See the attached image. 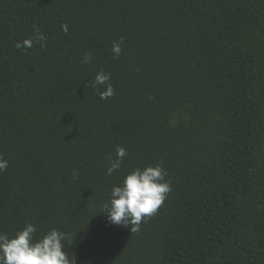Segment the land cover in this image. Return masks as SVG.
Masks as SVG:
<instances>
[{"label":"trees","instance_id":"16d2710c","mask_svg":"<svg viewBox=\"0 0 264 264\" xmlns=\"http://www.w3.org/2000/svg\"><path fill=\"white\" fill-rule=\"evenodd\" d=\"M0 156V232L69 233L76 264H264V0H0ZM156 164L158 211L110 224L113 186Z\"/></svg>","mask_w":264,"mask_h":264},{"label":"clouds","instance_id":"9594fccd","mask_svg":"<svg viewBox=\"0 0 264 264\" xmlns=\"http://www.w3.org/2000/svg\"><path fill=\"white\" fill-rule=\"evenodd\" d=\"M61 28L65 34L68 33L66 23ZM44 39V34L37 29L34 37L18 42L16 47L31 48L34 41ZM122 44L123 37L119 42L113 41L112 53L117 58L122 53ZM90 61L91 54H86L83 63ZM91 86L99 92L101 100L115 95L111 74L103 70L96 73ZM127 154L124 146H116L115 157L108 156V175L121 167ZM8 166L9 162L0 156V173L6 171ZM166 176L167 172L162 164L136 168L125 176L122 185L113 186L109 200L102 203L99 213H105L107 221L112 225L130 226L132 233L139 232L141 222L146 223L171 192V182L165 179ZM36 231L34 224L27 223L12 236L0 232V264H76L75 257L70 258L65 251L64 241L73 244L69 233L53 228L37 239Z\"/></svg>","mask_w":264,"mask_h":264}]
</instances>
